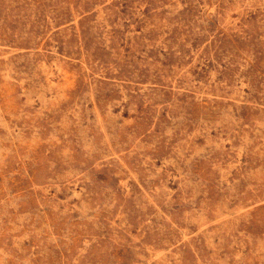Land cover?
Returning a JSON list of instances; mask_svg holds the SVG:
<instances>
[{"label": "rangeland", "instance_id": "374dc122", "mask_svg": "<svg viewBox=\"0 0 264 264\" xmlns=\"http://www.w3.org/2000/svg\"><path fill=\"white\" fill-rule=\"evenodd\" d=\"M0 264H264V0H0Z\"/></svg>", "mask_w": 264, "mask_h": 264}, {"label": "bare ground", "instance_id": "6f19581e", "mask_svg": "<svg viewBox=\"0 0 264 264\" xmlns=\"http://www.w3.org/2000/svg\"><path fill=\"white\" fill-rule=\"evenodd\" d=\"M103 130V129H102Z\"/></svg>", "mask_w": 264, "mask_h": 264}]
</instances>
